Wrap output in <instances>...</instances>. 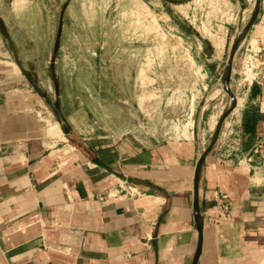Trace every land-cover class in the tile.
Here are the masks:
<instances>
[{
	"label": "crops",
	"instance_id": "crops-1",
	"mask_svg": "<svg viewBox=\"0 0 264 264\" xmlns=\"http://www.w3.org/2000/svg\"><path fill=\"white\" fill-rule=\"evenodd\" d=\"M40 103L0 98V264H264V72L199 168L198 130L78 144Z\"/></svg>",
	"mask_w": 264,
	"mask_h": 264
},
{
	"label": "rangeland",
	"instance_id": "rangeland-1",
	"mask_svg": "<svg viewBox=\"0 0 264 264\" xmlns=\"http://www.w3.org/2000/svg\"><path fill=\"white\" fill-rule=\"evenodd\" d=\"M254 3L0 0V98H37L78 144L84 141L75 132L95 144L100 126L108 139L134 141L184 139L198 130L208 147L231 106L220 81L227 63L240 101L242 73L264 47V11L255 16Z\"/></svg>",
	"mask_w": 264,
	"mask_h": 264
},
{
	"label": "water",
	"instance_id": "water-1",
	"mask_svg": "<svg viewBox=\"0 0 264 264\" xmlns=\"http://www.w3.org/2000/svg\"><path fill=\"white\" fill-rule=\"evenodd\" d=\"M260 5H261V0H255L254 3V12H255V16L258 13L259 9H260ZM255 17L244 27V29H242V31L239 33V39H243L247 36V34L249 33L251 27L253 26ZM17 61V60H16ZM231 70H232V61L230 60L227 65H226V70L224 72V74L221 77V83L222 86L225 88V91L230 95L231 98V106L229 108V110L227 111V113L225 115H223L221 117V119L219 120V122L217 123L214 135L212 137V140L210 142V145L208 147V149L202 154V157L200 159V161L198 162V168L201 165L202 159L206 156V154L214 147V145L216 144L218 138H219V134L223 125V121L229 116V114L234 111L236 109L237 106V100L235 98V96L232 94V92L230 91V77H231ZM60 124L63 125L64 122L60 119ZM195 219H196V228L198 230V233L201 235L202 232V223H201V219H200V215H199V211L197 209V207H195ZM201 248V241L199 242V247H198V251H197V257L199 256L200 253V249ZM196 257V258H197ZM196 260V259H195ZM193 264H196V261H194Z\"/></svg>",
	"mask_w": 264,
	"mask_h": 264
},
{
	"label": "built area",
	"instance_id": "built-area-1",
	"mask_svg": "<svg viewBox=\"0 0 264 264\" xmlns=\"http://www.w3.org/2000/svg\"><path fill=\"white\" fill-rule=\"evenodd\" d=\"M263 50L264 47H259L255 53L257 57L256 65L251 66V68L245 69L246 73H242L244 78L240 79V83L238 84L240 87H245L244 95L247 93L248 89L256 82H259L263 78L264 72V58H263ZM242 76V75H241ZM236 111V109L234 110ZM228 196L223 193H218L214 197V207L213 213L216 218V222L220 223L226 221L230 218V205L228 201Z\"/></svg>",
	"mask_w": 264,
	"mask_h": 264
}]
</instances>
